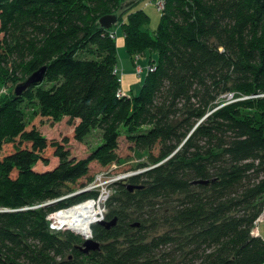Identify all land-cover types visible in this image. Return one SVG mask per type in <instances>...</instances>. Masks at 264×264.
Returning a JSON list of instances; mask_svg holds the SVG:
<instances>
[{
    "label": "trees",
    "instance_id": "obj_1",
    "mask_svg": "<svg viewBox=\"0 0 264 264\" xmlns=\"http://www.w3.org/2000/svg\"><path fill=\"white\" fill-rule=\"evenodd\" d=\"M121 2L0 0V68L20 69L22 79L45 65L55 82L0 97V264H264V237L251 235L264 206L262 0H165L152 33L145 10L122 16L115 25L135 65L157 55L132 95L118 94L115 30L100 23ZM26 99L37 104L28 118L17 108ZM65 118L80 143L101 132L86 157L72 155L69 138L49 143L39 130ZM122 136L155 166L114 185L122 197L113 193L104 221L117 224H92L101 249L86 253L85 239L52 231L48 215L97 195L61 199L93 181V162H121ZM49 145L58 165L35 170L50 163ZM163 202L168 228L152 234L146 215Z\"/></svg>",
    "mask_w": 264,
    "mask_h": 264
},
{
    "label": "rangeland",
    "instance_id": "obj_2",
    "mask_svg": "<svg viewBox=\"0 0 264 264\" xmlns=\"http://www.w3.org/2000/svg\"><path fill=\"white\" fill-rule=\"evenodd\" d=\"M122 0L121 5L118 7L117 10H114L115 13L119 17V22L121 21L120 18L122 16H126V14L129 11H133L136 8H140L145 10L148 15L150 16V20L148 24L145 26L146 29H148L151 33L156 31L158 28V25L160 23L161 17H162V11H159L157 9L156 3L159 0ZM118 22V23H119ZM112 31H116V42L118 46V66L120 69V77L122 79L121 82V88L124 91H127V93H136V88L134 89L135 86H141L142 82L144 80V77L147 75V72L144 70L146 67L153 66L151 64V60H156L157 55H151L150 53H146L145 55L140 56L138 59V62L136 63L137 66L135 67L134 64L132 63V60L127 56H123V51L122 48H125V36L122 32V30L118 27V25L113 26L111 29ZM6 67V66H5ZM2 67L0 68V97L3 98V102L13 98L15 95V89L17 85L23 81H25L30 75L27 77H22V73L20 72L21 70L18 69L16 72H12L11 69ZM143 68V73L142 75L138 74L139 69ZM151 72V71H150ZM149 73V72H148ZM55 84V82L50 81L45 77L44 81L42 82V85L45 87H52ZM248 97L244 98H233V96H229L228 100L231 101H236V100H242L246 99ZM37 107L36 100L35 99H26L22 103L17 105V108L21 110V113H25V118H28L30 115H32L34 109ZM73 125L68 123V119H64L59 123H52V122H44L40 125L39 130L41 133L47 137L48 142L50 143L53 140H63L65 137L69 138V143L68 147L71 150V153L73 156H76L78 158H84L86 157L90 151L97 146L101 141V132L99 130H96L92 132L84 142H78L73 139ZM42 152L45 156L50 157V163L48 165H45L43 163H39L35 166V170L37 171H45L54 168L56 165L59 163V159L55 156H53L54 149L52 146H46L42 148ZM157 151L155 150V153ZM119 153L122 156V160L120 163L114 164L117 166L116 172H123L127 170H135V171H140L143 172L151 167H154L155 165H152L149 162L148 154L143 151H133L130 148V145L126 139L125 136H122L120 139V148H119ZM142 163H147V167H143L140 169V164ZM110 167H102L100 166L97 162H93L91 164V176H95L102 170H108ZM94 178V177H93ZM108 179L107 177L105 180ZM85 180L79 181L77 183L76 187L78 188L77 191L80 190V185L82 183H85ZM82 189V188H81ZM113 192L114 196H121V193L119 190L113 186ZM169 207V204L166 202H163L162 205L159 207H156L154 210L153 216H149V213L146 215V217H149L148 222L146 225L152 226L153 224H156V228L153 231L152 234L156 232L162 233L168 228V224L166 222V218L163 217L164 214H167L166 208ZM109 211V207H106V211L104 214V218L106 217L107 212ZM152 214V213H151ZM94 224V223H93ZM70 230V229H66ZM260 230H261V235L264 237V221L260 225ZM72 231V230H71ZM74 232V231H73ZM76 233V232H75ZM78 235H81L79 233H76ZM82 236V235H81ZM84 238V236H82ZM93 238V237H92ZM172 247H167L165 250L166 251H171Z\"/></svg>",
    "mask_w": 264,
    "mask_h": 264
},
{
    "label": "built area",
    "instance_id": "obj_3",
    "mask_svg": "<svg viewBox=\"0 0 264 264\" xmlns=\"http://www.w3.org/2000/svg\"><path fill=\"white\" fill-rule=\"evenodd\" d=\"M165 4H166L165 0H159L156 3L157 9L159 11H163L165 9ZM111 36L113 38H116L117 37L116 31H113L111 33ZM139 58H140V56L137 57V62H138ZM144 70L148 73L150 71H154L155 67L149 65ZM137 71H138V74L142 75L143 68L141 67V69H139ZM117 72H118V70L115 69V73H117ZM118 94L119 95H125L121 90H119ZM116 168H117V166L113 165L110 169L99 172L98 174L95 175V177L91 183L87 184L84 188L80 189V190L85 189L87 191L97 192V195L95 197L88 198V199H86L80 203L71 205L67 208H64V209H61L59 211H56V212L49 214L48 220L50 222L51 230L54 232H59V231H65L67 229V228H59L57 226V222L55 220V215L58 212L65 211V210L71 209L73 207L85 205V204L91 205L94 208L95 212H97V214H98V220L97 221H104V219H105L104 214L106 211L107 204H108L111 196L114 193L113 192V186L119 182H125L131 176L140 173L139 170L138 171L131 170V171H126V172H116ZM106 177L108 179L105 180ZM72 195H73V193L68 194L66 196H63L61 199L67 198V197L72 196ZM263 221H264V206H263L262 211L259 214V216L255 219L253 228L251 229V235L253 237H259V236L262 237L260 225ZM92 237H93V234L91 231V238Z\"/></svg>",
    "mask_w": 264,
    "mask_h": 264
},
{
    "label": "water",
    "instance_id": "obj_4",
    "mask_svg": "<svg viewBox=\"0 0 264 264\" xmlns=\"http://www.w3.org/2000/svg\"><path fill=\"white\" fill-rule=\"evenodd\" d=\"M262 5L264 7V0H262ZM119 20V17L116 14H108L105 15L103 17H101L100 19V23L102 25V27L106 28V29H110L111 27H113ZM47 70L48 67L47 66H42L39 69H37L35 72H33L25 81L19 83L15 89V95L16 96H22L24 94V92L33 87L36 86L40 83H42L46 77L47 74ZM211 181L209 180H196L194 181V184H209ZM130 190H134V189H140V186H135L132 185L129 187ZM87 190H79L77 192H75L73 195H78L81 194L83 192H86ZM55 202V201H54ZM53 202H49L47 204H51ZM118 218L115 217L114 219H112L111 221H95L94 223H100L103 224L107 229H111L112 227H114L117 224ZM139 225V224H137ZM85 241L83 243V245L80 247V249L86 253H89L90 251L93 250H99L101 249V243L97 240H95L94 238H85Z\"/></svg>",
    "mask_w": 264,
    "mask_h": 264
},
{
    "label": "bare ground",
    "instance_id": "obj_5",
    "mask_svg": "<svg viewBox=\"0 0 264 264\" xmlns=\"http://www.w3.org/2000/svg\"><path fill=\"white\" fill-rule=\"evenodd\" d=\"M55 220L59 228L71 229L85 238H91V226L98 220V214L91 205L85 204L58 212Z\"/></svg>",
    "mask_w": 264,
    "mask_h": 264
},
{
    "label": "crops",
    "instance_id": "obj_6",
    "mask_svg": "<svg viewBox=\"0 0 264 264\" xmlns=\"http://www.w3.org/2000/svg\"><path fill=\"white\" fill-rule=\"evenodd\" d=\"M122 51H123V56H128L129 57V54H128V52H127V49H126V47L125 48H122ZM130 58V57H129ZM119 59V58H118ZM131 59V58H130ZM119 63V62H118ZM132 63L134 64V66L136 67V65H135V63L132 61ZM118 68H119V66H118ZM119 71H120V69H119ZM122 82V79H121V77H120V83ZM141 87H142V85L141 86H135L134 87V89L136 88V93L135 94H138L139 92H140V90H141ZM120 90L124 93V94H126V95H132V93H127V91H124L122 88H120Z\"/></svg>",
    "mask_w": 264,
    "mask_h": 264
}]
</instances>
